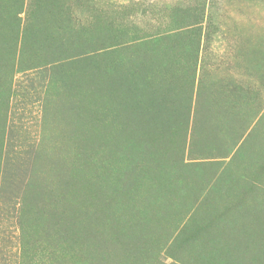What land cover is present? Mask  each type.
I'll list each match as a JSON object with an SVG mask.
<instances>
[{"label": "rangeland", "instance_id": "374dc122", "mask_svg": "<svg viewBox=\"0 0 264 264\" xmlns=\"http://www.w3.org/2000/svg\"><path fill=\"white\" fill-rule=\"evenodd\" d=\"M0 264H264V0H0Z\"/></svg>", "mask_w": 264, "mask_h": 264}]
</instances>
